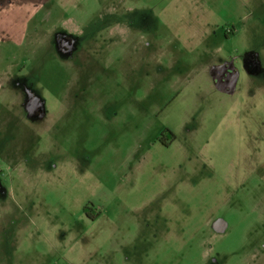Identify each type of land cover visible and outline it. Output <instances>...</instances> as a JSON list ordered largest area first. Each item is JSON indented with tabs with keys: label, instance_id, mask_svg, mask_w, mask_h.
Listing matches in <instances>:
<instances>
[{
	"label": "rangeland",
	"instance_id": "374dc122",
	"mask_svg": "<svg viewBox=\"0 0 264 264\" xmlns=\"http://www.w3.org/2000/svg\"><path fill=\"white\" fill-rule=\"evenodd\" d=\"M0 264H264V0H0Z\"/></svg>",
	"mask_w": 264,
	"mask_h": 264
},
{
	"label": "flooded vegetation",
	"instance_id": "af4514ba",
	"mask_svg": "<svg viewBox=\"0 0 264 264\" xmlns=\"http://www.w3.org/2000/svg\"><path fill=\"white\" fill-rule=\"evenodd\" d=\"M233 34L236 35L237 32L234 31ZM62 42H63L62 47L64 50H67L70 48L67 40H63ZM236 80H237V77L233 73H229L227 71V73L224 74L222 86L225 88H229L230 86L235 84ZM25 106L27 108V113L31 114L32 116L41 115V110L35 99L28 100V103ZM169 136L172 137L170 133H169Z\"/></svg>",
	"mask_w": 264,
	"mask_h": 264
},
{
	"label": "water",
	"instance_id": "95a60500",
	"mask_svg": "<svg viewBox=\"0 0 264 264\" xmlns=\"http://www.w3.org/2000/svg\"><path fill=\"white\" fill-rule=\"evenodd\" d=\"M219 225H220V227H221L220 230H223V228H224V227H223V224L221 223V224H219Z\"/></svg>",
	"mask_w": 264,
	"mask_h": 264
},
{
	"label": "crops",
	"instance_id": "0c3cea01",
	"mask_svg": "<svg viewBox=\"0 0 264 264\" xmlns=\"http://www.w3.org/2000/svg\"><path fill=\"white\" fill-rule=\"evenodd\" d=\"M231 87V86H230Z\"/></svg>",
	"mask_w": 264,
	"mask_h": 264
}]
</instances>
